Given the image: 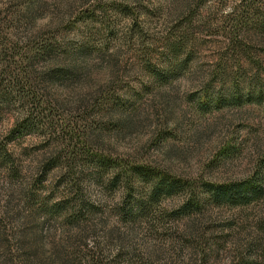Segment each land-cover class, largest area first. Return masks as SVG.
I'll list each match as a JSON object with an SVG mask.
<instances>
[{"label":"rangeland","instance_id":"374dc122","mask_svg":"<svg viewBox=\"0 0 264 264\" xmlns=\"http://www.w3.org/2000/svg\"><path fill=\"white\" fill-rule=\"evenodd\" d=\"M103 158L186 189L130 227ZM28 257L264 264V0H0V264Z\"/></svg>","mask_w":264,"mask_h":264},{"label":"trees","instance_id":"16d2710c","mask_svg":"<svg viewBox=\"0 0 264 264\" xmlns=\"http://www.w3.org/2000/svg\"><path fill=\"white\" fill-rule=\"evenodd\" d=\"M178 43V42H177ZM50 46V45H48ZM174 51L173 53H175ZM175 56V55H174ZM159 79H166L165 74H161L159 72H154ZM100 163L102 167H112L114 169H118L112 177L109 179L106 187L113 188L118 183H121L123 189L126 190L127 196H125L124 201L122 203L116 204V213L119 215L120 219L126 224H130L128 226L134 225L140 217L148 216L150 212L153 210V206L157 204L161 197L171 196L175 193H179L180 191H185V186L180 182V180L170 177L166 173L155 172L151 167L144 165H131L126 167H121V164L118 161H113L109 158L100 159ZM117 165V166H116ZM118 167V168H117ZM102 168V169H104ZM125 171V172H124ZM140 176L145 183L150 186L149 190L146 192H141L137 195L133 190V181L132 177ZM249 181H247L248 183ZM251 183V182H249ZM252 184V183H251ZM245 186L243 184H220V185H210L209 190L212 193V198L215 199L217 203H228L235 204L237 203L238 198L245 194V190H243ZM194 189V188H193ZM251 194L250 198H243V202H247L251 199L257 198L259 196L260 190L256 186H251ZM189 198L182 203V205L173 210L169 215L172 217L175 214H188L192 210H198L201 208V202H198L196 199L195 190L189 192ZM93 206V205H92ZM63 207V206H62ZM96 206H93L95 208ZM167 214V212H166ZM165 214V215H166ZM164 218V216L162 217ZM94 229V228H92ZM109 234H111V230H109ZM113 237V236H110ZM35 255L32 254V258ZM28 257L29 263L33 259ZM94 260V259H93ZM95 264H99V259L94 260Z\"/></svg>","mask_w":264,"mask_h":264}]
</instances>
